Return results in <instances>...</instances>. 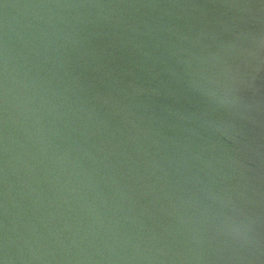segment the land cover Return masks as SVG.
<instances>
[{
	"label": "water",
	"instance_id": "obj_1",
	"mask_svg": "<svg viewBox=\"0 0 264 264\" xmlns=\"http://www.w3.org/2000/svg\"><path fill=\"white\" fill-rule=\"evenodd\" d=\"M0 264H264V0H0Z\"/></svg>",
	"mask_w": 264,
	"mask_h": 264
}]
</instances>
